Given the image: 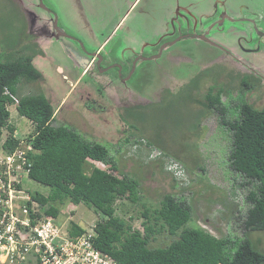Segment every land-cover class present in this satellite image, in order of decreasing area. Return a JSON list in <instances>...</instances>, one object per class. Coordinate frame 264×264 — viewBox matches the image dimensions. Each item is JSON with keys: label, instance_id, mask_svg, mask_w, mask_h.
<instances>
[{"label": "rangeland", "instance_id": "obj_1", "mask_svg": "<svg viewBox=\"0 0 264 264\" xmlns=\"http://www.w3.org/2000/svg\"><path fill=\"white\" fill-rule=\"evenodd\" d=\"M55 25L79 39L56 38ZM205 26L210 31L206 39L214 45L200 37ZM263 26L264 0H0V56L19 60L35 52L28 49H40L33 65L43 77L22 82L18 97L43 94L55 110L52 126L104 145L118 173L139 182L137 203L126 198L114 203L126 227L142 232L144 210L158 208L170 194L191 206L187 227L216 238H242L248 188L239 186L243 180L228 167L231 134L215 112L205 109L203 96L212 86L222 88L227 118L236 117L241 100L235 97V74L241 73H233L232 58L256 70L261 55L235 48L250 28L264 31ZM99 48L101 67L84 72L86 52ZM255 97L252 104L260 109L264 96L260 102ZM7 109L13 136L25 138L32 126L14 106ZM6 136L3 129L0 141ZM138 138L142 142L135 144ZM170 164L179 173L169 171ZM92 167L104 169L88 161L84 172ZM24 182L27 190L49 193L46 186ZM55 205V218L67 228L76 223L86 231L100 218L92 207L68 201ZM154 230L149 248H164L176 238L160 223ZM246 234L264 253V232Z\"/></svg>", "mask_w": 264, "mask_h": 264}, {"label": "trees", "instance_id": "obj_2", "mask_svg": "<svg viewBox=\"0 0 264 264\" xmlns=\"http://www.w3.org/2000/svg\"><path fill=\"white\" fill-rule=\"evenodd\" d=\"M28 51L35 52L19 60L5 61L0 56V137L5 129L7 136L2 148L6 152L16 149L21 140L31 146V151L26 153L29 167L25 180L48 187L49 193L44 196L27 190L25 180L19 188L47 206L48 215L57 217L59 209L55 204L65 201L92 207L100 216L94 224L93 244L120 264H264V253L246 234L264 232V108L255 109L240 102L236 117L229 120L226 104L221 100L225 94L222 88L212 86L203 96L205 109L215 112L219 124L231 134L228 167L243 180L239 186L248 188L244 236L216 238L201 228L187 227L191 206L170 194L162 197L158 208L151 212L144 210L146 220L140 232L126 227L115 215L114 208L118 199L126 198L133 204L139 201V182L118 173L116 162L104 145L89 142L65 126H52L55 110L43 94L18 97L22 82L36 83L43 77L33 65L34 57L41 50ZM8 106H14L18 116L32 126L23 139L12 138L15 129L8 123ZM132 109H128L127 115ZM199 114L202 116L203 112ZM140 141L138 138L134 143ZM88 161L102 163L104 169L92 167L86 173L84 165ZM158 223L176 238L164 248H149V239ZM84 232L76 223H71L70 234L78 236Z\"/></svg>", "mask_w": 264, "mask_h": 264}, {"label": "built area", "instance_id": "obj_3", "mask_svg": "<svg viewBox=\"0 0 264 264\" xmlns=\"http://www.w3.org/2000/svg\"><path fill=\"white\" fill-rule=\"evenodd\" d=\"M12 138L17 139L15 134ZM4 142L0 141V264H120L94 246V225L73 236L71 227H64L46 213L47 206L19 188L27 178L26 153L31 146L21 140L6 152ZM167 168L179 173L174 164Z\"/></svg>", "mask_w": 264, "mask_h": 264}, {"label": "flooded vegetation", "instance_id": "obj_4", "mask_svg": "<svg viewBox=\"0 0 264 264\" xmlns=\"http://www.w3.org/2000/svg\"><path fill=\"white\" fill-rule=\"evenodd\" d=\"M245 21L250 22L254 26L253 20L246 19ZM207 26L204 27L205 28L204 34L202 36L200 35V37L204 36L202 40H205L208 43H210L209 40L206 39V37L210 35V31L207 30L208 29ZM253 26L250 25V27H253ZM254 28L256 27L254 26ZM53 31L54 33H56L55 30ZM175 32L177 31H174V33ZM166 33H170V32L167 31ZM166 33L164 35H167ZM190 34L192 33H189V36ZM64 37L68 40L73 39L77 41L79 39V37H77L78 39L74 37L75 38L74 39L73 37L70 38L71 36H66V35ZM186 37H183V38H186ZM200 37L197 36V39H201ZM242 40H243L242 43L240 42L238 43V46L235 48V51H245L251 55L260 54L261 58H259L258 61L256 62L257 65L255 66L256 70L254 69L255 71L254 72L251 65H247V64L245 65V63L240 62L238 59H233L231 57L233 60V64L235 66L233 73L235 72V70H237L238 73H241L240 75L237 73L235 74L238 78V86H239V89L235 91V97L241 100L240 102L246 103L248 105H251L253 108H255L254 105L252 104V98H251L252 94L253 93L256 94L255 99L257 100V102H260L264 96V64L261 62L263 60L262 57L264 56V31H261V28H260V31L257 29L254 30L253 28L251 30L250 28L249 34H245ZM210 44L214 45V43H210ZM100 52H101L100 48L92 52L90 51L89 53L86 52L85 59L82 60L84 61V72L85 71L90 72L91 70H98L101 67L100 63L103 61V58H101L100 54L102 53ZM143 58H146V57L143 55L140 56V59H143ZM133 61L134 60H132L131 63ZM249 75H255V77L250 78ZM263 108H264V105H262L260 109H263Z\"/></svg>", "mask_w": 264, "mask_h": 264}, {"label": "water", "instance_id": "obj_5", "mask_svg": "<svg viewBox=\"0 0 264 264\" xmlns=\"http://www.w3.org/2000/svg\"><path fill=\"white\" fill-rule=\"evenodd\" d=\"M54 30H55V37L56 38H58L59 36L60 37H64L65 35L62 33V32H60L58 29H57V27H56V25L54 26Z\"/></svg>", "mask_w": 264, "mask_h": 264}]
</instances>
